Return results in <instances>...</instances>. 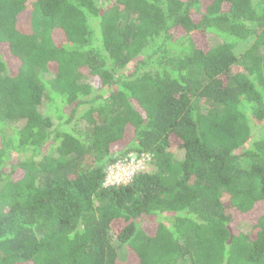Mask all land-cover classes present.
Instances as JSON below:
<instances>
[{
  "label": "trees",
  "instance_id": "trees-1",
  "mask_svg": "<svg viewBox=\"0 0 264 264\" xmlns=\"http://www.w3.org/2000/svg\"><path fill=\"white\" fill-rule=\"evenodd\" d=\"M0 264H264V0H0Z\"/></svg>",
  "mask_w": 264,
  "mask_h": 264
},
{
  "label": "built area",
  "instance_id": "built-area-1",
  "mask_svg": "<svg viewBox=\"0 0 264 264\" xmlns=\"http://www.w3.org/2000/svg\"><path fill=\"white\" fill-rule=\"evenodd\" d=\"M152 160L147 152L129 151L108 164L105 186H119L130 183L137 174L146 171Z\"/></svg>",
  "mask_w": 264,
  "mask_h": 264
},
{
  "label": "rangeland",
  "instance_id": "rangeland-1",
  "mask_svg": "<svg viewBox=\"0 0 264 264\" xmlns=\"http://www.w3.org/2000/svg\"><path fill=\"white\" fill-rule=\"evenodd\" d=\"M22 22L25 23H29V24H33V27L35 29V32L37 33H42L43 30H45L47 27H57V23L56 21L52 20V19H47L45 17H43V15L38 14V13H30L24 17L21 18ZM220 41V38L216 35V34H209L208 35V42L210 45H216L218 44ZM255 41V37L250 38L249 40H247L246 42L242 43L239 47L236 48V53L237 55L241 54V52L243 53L245 50L248 49V47H250ZM242 68L239 64L235 65L233 67V71L234 72H239L241 71ZM48 107V106H47ZM43 111L46 112L47 108L43 107ZM175 152V156L178 159H183L184 156V151L182 149H174ZM152 166L149 168L148 171L152 170ZM253 221L250 219H246L245 221H242V223L240 224V229H242V231L244 232H248L251 229V225H252ZM120 259L125 261L126 259V252H122L120 250Z\"/></svg>",
  "mask_w": 264,
  "mask_h": 264
}]
</instances>
